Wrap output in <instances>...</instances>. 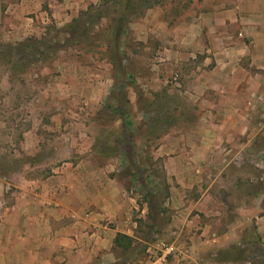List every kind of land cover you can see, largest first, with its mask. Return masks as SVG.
<instances>
[{"label": "crops", "instance_id": "obj_1", "mask_svg": "<svg viewBox=\"0 0 264 264\" xmlns=\"http://www.w3.org/2000/svg\"><path fill=\"white\" fill-rule=\"evenodd\" d=\"M102 2L0 5L15 7L4 19L17 39L29 25L39 34L46 20L66 27ZM228 2L178 26L165 24L158 8H151L137 27V39L163 60L150 69L151 81L137 77L139 85H176L170 74L177 70L184 95L204 111L196 125L151 152L164 173L151 177L159 187L162 181L166 193L152 228L164 216L157 235L186 248L163 264H240L245 249L259 251L263 263L259 255L257 264H264V154L255 153L264 150V0ZM57 52L22 131L18 153L24 159L0 173V264H160L148 253L157 240L147 241L152 221L145 195L133 192L129 175L122 174V155L113 156L112 145L101 140L98 116L116 90L115 68L70 49ZM197 53H213L214 63L182 61ZM246 150L249 163L241 164ZM117 234L133 238L132 253L115 244Z\"/></svg>", "mask_w": 264, "mask_h": 264}, {"label": "rangeland", "instance_id": "obj_2", "mask_svg": "<svg viewBox=\"0 0 264 264\" xmlns=\"http://www.w3.org/2000/svg\"><path fill=\"white\" fill-rule=\"evenodd\" d=\"M228 1L230 0H138L136 1V4H138V9L136 8L138 12L133 14H130L132 7H126V11H130V15L126 21L125 32L120 39V47L117 52L120 56L118 62L124 68V72L117 77L115 82L117 83V87L120 86V82L124 83L121 85L124 86L123 94L128 103H124L123 95H121V92L116 87V90L109 95V100L106 102V105L108 104L109 107L102 113H99L98 116L101 125L99 127L103 129L101 140L112 145L110 152L113 156L120 155L119 151L116 152V148L120 146L118 143H120L125 134H129L131 136V143H134V158L143 162L142 167L146 168L148 174H152L151 171H154L162 178L164 173L160 163L157 159L151 160L153 148L157 147L161 142L166 141L172 135L181 134L185 130L192 128L198 123L199 116H202V113H204L201 106L195 102H191L184 95V87L181 81L182 75L177 70L170 74L171 82L177 81L176 85L174 82L173 85L168 82L164 84V87L155 88V90L152 86L141 87L139 85L137 82L139 75L147 76L151 81L150 69L163 63V60L157 59L159 56L157 53H154L153 50L145 49L146 43L137 39L142 35L141 32H137L139 19L149 9L158 8L165 24L178 26L190 22L192 18L198 17L201 14L209 13L219 8H225L229 4ZM125 3L126 0H110L105 7L107 13L110 15L108 17L110 20L100 21L97 24L100 30H97V28L93 30V39H91L93 46L91 50H94L95 54L93 56L90 54L87 55L91 56L93 60L109 61L108 56L112 57L114 50L107 46V41H110L111 36H114L116 31L114 29L110 31L109 25H111V17L120 15ZM13 8L15 7L9 8L0 5V163H6L8 160L12 162L9 168L0 165L1 174L6 173L8 169H17L21 163L20 159H24L18 153V144L22 136V131L33 118V116L31 117L33 108L31 107L37 103L35 99L38 95L42 80L47 77L46 72H53V65L51 63L57 62V58L60 57V52H53L45 60L43 59L40 62L32 63L22 69L23 61L27 59L22 57L24 54L20 52V46H24V43H28L29 45L39 41L45 44L44 47L50 45L54 48H59L63 40V34L61 33L63 27H57L55 23H49L47 20L39 24V34H32L29 25L28 30L27 28L24 31L22 30V34L17 39H12L9 33L12 31V27L5 25L8 21L4 19V15L9 13V10H13ZM35 40L37 41L35 42ZM97 44L101 46L98 47L96 46ZM15 54L19 55L15 57ZM214 60L215 56L213 53H209L208 55H199L197 53L196 56H187L182 61H196L202 62L204 65L205 63L211 65L214 63ZM41 62L49 63V67L44 70L42 68L44 65H41ZM173 77H176V80ZM131 98H134V100L131 101ZM122 104H126V109L130 115V127L127 132L122 128L120 120L116 118L119 113L114 111ZM13 151H15V156L13 155ZM249 152L251 151L246 150L241 152L242 155L244 154L240 161L242 162L241 164L244 162L245 164L249 163L246 160ZM255 153L261 156V154H264V150L255 151ZM253 159L255 160L254 166L259 168L256 165L259 160L257 158ZM152 162L154 163L153 168L151 165L148 166ZM235 166L234 164V169L230 167L235 170ZM146 172L143 174L145 175ZM122 174L124 176L127 174L123 167ZM161 178L159 179L161 180ZM129 185L130 188H133V192L141 191L139 185L133 179ZM247 188L248 185L246 183L245 185L243 184L240 193H245ZM229 194L233 198L234 194L231 189L229 190ZM228 215L230 218L234 216L232 211ZM158 217L159 219L155 220L157 221L156 226L152 229L147 228V241L153 239L151 237H154V234L152 235L153 231L161 235L162 231L159 229L158 222L163 223L165 217ZM126 253L128 251L124 254ZM248 255H251V250L248 251L245 249L244 253H239L241 258L247 257ZM259 255L263 263L261 253L256 251L251 255L252 264L253 262L255 264L261 263L258 259Z\"/></svg>", "mask_w": 264, "mask_h": 264}, {"label": "trees", "instance_id": "obj_3", "mask_svg": "<svg viewBox=\"0 0 264 264\" xmlns=\"http://www.w3.org/2000/svg\"><path fill=\"white\" fill-rule=\"evenodd\" d=\"M110 0H103L100 6L98 7H91L88 8L86 11H84L79 18L74 19L72 22H70L66 27L62 28L63 32V40L62 44L59 48H54L52 46H45L44 43H40L39 41L37 43L29 44L24 43V46H20L23 58L27 59L23 61L24 67L41 61L45 60L49 54L56 53L58 50L61 49H70L73 51L79 52L80 55H94V50L92 51L91 48L93 46L91 39H93V30L94 28L99 29V25H97L100 22L101 18H106L107 20H110L108 17L110 16L106 11V6L108 5V2ZM136 1L138 0H126V3L124 4L123 11L120 12V15H117L116 17H111V25H109L110 31H116L114 36H111L110 41H107V46L111 49L113 48L114 53L112 57L108 56L109 62H111L115 68V77L117 80V77H119L124 72V68L121 67L120 63L118 62L120 59L118 49L120 47V39L122 35L125 32V25L126 21L128 20V16L130 14H133L135 12H138V4H136ZM117 2V1H115ZM132 7L131 13L130 11H126V7ZM137 8V9H136ZM140 12V11H139ZM130 13V14H129ZM104 30V29H102ZM65 33V34H64ZM31 40V39H30ZM29 41V40H28ZM37 40H35L36 42ZM106 43V42H105ZM96 46L100 47V44H97ZM54 48V49H53ZM31 49V50H30ZM111 51V50H110ZM19 54H15V57H17ZM21 57V56H20ZM35 58V59H34ZM24 60V59H22ZM16 64V63H15ZM18 65V63H17ZM16 65V66H17ZM19 66V65H18ZM13 70L15 68L12 67ZM120 86H116L118 91L121 92V95H123L124 103H128V101L125 99L123 87L121 84H124L122 82L119 83ZM115 87V89H116ZM122 97V96H121ZM109 105L107 104L105 109L108 108ZM119 113L117 120H120L122 128L125 129V132L129 131L130 127V115L129 111L126 109V104L119 105L116 110H114ZM124 132V133H125ZM133 138V137H132ZM130 139V140H129ZM120 146L117 147L116 152L119 151V154L122 155L123 160V168L125 169V172H127V176L133 179L138 185L140 190L144 193L146 201L148 203L149 207V217L151 218L150 227L152 228L154 223V218L156 215H158L160 212H163L162 203H163V195H166L164 192L165 185H159L154 182L153 179H151V176L153 175L158 176L157 173L154 171H151L152 174H148L146 171V168L142 167L143 162L141 163L140 160H136L134 158V143H131V136L129 134H125L123 139L118 143ZM123 147V148H122ZM123 153V154H122ZM133 154V155H132ZM146 172L144 175L143 173ZM159 177V176H158ZM115 244L121 248L122 252H131L135 249L133 247V238L123 235V234H117L115 238ZM145 248L139 247V251H143ZM241 256V255H240ZM242 262L240 264H244L246 262H249L252 264L251 255L240 258Z\"/></svg>", "mask_w": 264, "mask_h": 264}, {"label": "built area", "instance_id": "obj_4", "mask_svg": "<svg viewBox=\"0 0 264 264\" xmlns=\"http://www.w3.org/2000/svg\"><path fill=\"white\" fill-rule=\"evenodd\" d=\"M174 80H176V77H174ZM155 232L156 231H154V237L157 240L155 243L156 245L154 249L149 248L148 253L154 256L156 260H159L160 264L165 263L169 256H173L176 254H183L186 251L185 250L186 248L180 243L175 241H171V242L165 241L158 235H155L157 234ZM244 264H250V263L246 262Z\"/></svg>", "mask_w": 264, "mask_h": 264}]
</instances>
